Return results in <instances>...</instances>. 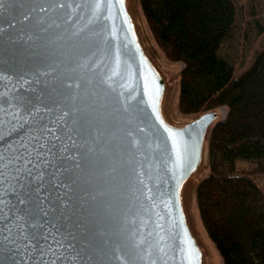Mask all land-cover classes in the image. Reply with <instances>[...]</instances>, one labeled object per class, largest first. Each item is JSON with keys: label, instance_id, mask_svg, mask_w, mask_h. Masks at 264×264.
Masks as SVG:
<instances>
[{"label": "water", "instance_id": "1", "mask_svg": "<svg viewBox=\"0 0 264 264\" xmlns=\"http://www.w3.org/2000/svg\"><path fill=\"white\" fill-rule=\"evenodd\" d=\"M22 2L0 0V23L7 25L0 31V65L15 69L0 80V93H8L11 100L43 92L49 98L46 105L59 101L79 107L63 99L61 85L69 77L85 82L79 100L87 104V123L77 122L82 131L73 143L79 158H68L72 167L65 175L72 183L61 190L71 201L70 220L85 228L95 245L111 240L114 246L121 236L138 237L147 241L145 250L163 229L168 238L166 264H206L186 198L208 162L209 134L222 118L218 107L191 114L184 122L169 118L170 75L146 46L136 0H102V18L90 19L89 13L77 11L71 21L54 25L38 41L20 35L29 25L18 15ZM13 35L17 39L9 38ZM33 57L55 66L57 80L34 81L31 66L24 71ZM24 115L12 108L0 113V142L5 146L27 135ZM68 119H74L71 113ZM93 255L94 264H115L109 251L100 249Z\"/></svg>", "mask_w": 264, "mask_h": 264}, {"label": "trees", "instance_id": "2", "mask_svg": "<svg viewBox=\"0 0 264 264\" xmlns=\"http://www.w3.org/2000/svg\"><path fill=\"white\" fill-rule=\"evenodd\" d=\"M239 1L139 0V6L165 57L182 63L178 111L226 108L211 128L208 173L195 188L201 224L221 264H264V191L254 180L264 175V43L236 73L224 46L239 28ZM262 21L253 19L257 34Z\"/></svg>", "mask_w": 264, "mask_h": 264}, {"label": "snow or ice", "instance_id": "3", "mask_svg": "<svg viewBox=\"0 0 264 264\" xmlns=\"http://www.w3.org/2000/svg\"><path fill=\"white\" fill-rule=\"evenodd\" d=\"M101 7L102 0H23L17 5L18 15L29 25L26 33L20 35L41 40L54 25L65 19L71 21L77 11L89 13L90 19L102 18ZM5 27L6 24L0 23V31ZM9 38L17 39L15 35ZM27 65L35 73L32 78L37 83L42 82L38 77H46L43 82L57 80L56 67L42 63L40 58L27 61L25 72ZM14 71L0 65V80ZM84 83L80 78L63 79V99L80 104L71 108L59 101L46 105L44 101L49 98L43 92L20 98L12 96L11 100L8 93H0V113L6 108L26 113L23 120L27 126V135L13 146L0 142V264H94L93 254L100 249L109 251L115 264H122V258H127V264H166L163 258L168 253V238L163 229L147 245V250V241L138 237L130 240L121 236L114 246L111 240L95 245L85 228L69 218L71 201L68 192L62 195L61 190L72 183L65 175L72 167L68 158H79V149L73 143V138L82 131L77 122L87 123V104L79 100ZM15 105L20 107L14 108ZM69 113L74 119H68ZM125 132L133 137L132 130ZM136 142L132 140L133 145ZM146 235L151 239L150 234Z\"/></svg>", "mask_w": 264, "mask_h": 264}, {"label": "rangeland", "instance_id": "4", "mask_svg": "<svg viewBox=\"0 0 264 264\" xmlns=\"http://www.w3.org/2000/svg\"><path fill=\"white\" fill-rule=\"evenodd\" d=\"M134 8L137 13V21L140 26V31L143 39L146 43L148 50L155 57L159 65L170 75L171 88L168 94V116L174 122H184L191 117V115H184L178 111L177 108V94H178V81L179 71L182 67V63L179 61H171L165 57L157 44L153 41L146 22L142 16L139 0H136ZM255 14H251V12ZM257 19L262 24L264 20V0H241L239 1V17H238V29L235 31L234 37L228 44L224 46V51L230 57L235 65V72L239 73L245 69L251 62V58L255 48L261 46L264 43V31L260 34L256 33L253 26V19ZM248 22V23H247ZM222 116H224L226 108L224 106L218 107ZM242 167H248L246 163L241 164ZM208 173V162L200 170L187 195V206L189 208V215L191 218V225L198 237L206 254V264H221V259L217 253L215 247L211 243L204 230L196 202H195V188L198 181H200ZM254 180L264 191V175L254 176Z\"/></svg>", "mask_w": 264, "mask_h": 264}]
</instances>
